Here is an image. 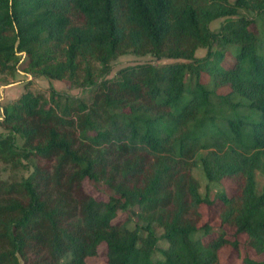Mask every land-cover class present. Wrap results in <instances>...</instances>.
<instances>
[{"label":"trees","instance_id":"obj_1","mask_svg":"<svg viewBox=\"0 0 264 264\" xmlns=\"http://www.w3.org/2000/svg\"><path fill=\"white\" fill-rule=\"evenodd\" d=\"M243 11L264 26V0H0V72L24 57L89 92L25 91L1 108L0 264H85L101 244L106 264H218L238 242L196 222L224 179L237 194L217 193L221 223L264 253V31ZM126 53L170 63L110 78ZM85 179L113 194L94 199Z\"/></svg>","mask_w":264,"mask_h":264},{"label":"rangeland","instance_id":"obj_2","mask_svg":"<svg viewBox=\"0 0 264 264\" xmlns=\"http://www.w3.org/2000/svg\"><path fill=\"white\" fill-rule=\"evenodd\" d=\"M243 15L255 18L257 20V25L254 26V32L259 35L264 31V26L261 23V20H258L255 15L242 12ZM224 22V19L216 20L210 24V29L212 31L217 30L219 26ZM206 54L205 49H198L195 52V56L198 58L204 57ZM151 62L155 65L167 64L170 61H156L150 55L145 56H137L132 53H126L125 55H121L117 57L114 61L111 62V74L110 78L113 77L116 72L124 67L133 66L139 63ZM231 62L230 55L226 56V60L224 64H228ZM28 61L26 58H21L19 63L16 65L15 70L13 71H4L0 72V122L2 121L1 108L7 105L8 103L15 102L23 92L27 91L33 94H43L46 97L49 95L50 88L54 90L64 93L79 99L88 100L89 92L88 90H82L81 88H77L73 86L67 80H49L44 77L38 76L36 73L28 71L27 68ZM203 81L206 82L207 78L203 77ZM23 87V91L20 92ZM22 85V86H21ZM24 87H27L24 89ZM5 90H7V95L5 94ZM229 91L228 88H220L217 89L218 94H226ZM2 95V96H1ZM1 131V127H0ZM3 169V167H1ZM27 172L20 171L18 175H26ZM192 175L199 182V191L204 196L206 193V182L203 180L201 172L199 169L195 168L192 171ZM10 176L8 170L1 171V177L3 179H7ZM257 186L260 188L262 183L264 182L263 176L261 174H257L256 176ZM82 189L87 194L99 201H106L113 193L112 191L102 182V181H91L85 179L82 182ZM220 191L224 192L227 197H234L237 194V187L234 181L229 179H224L218 185H211L209 191L207 192L209 198L214 200L211 206L201 205L198 208L199 217L197 218V227H201L205 224L209 225L215 230L223 231L225 237L230 240H236L238 242L237 249H234L230 246L223 247L218 253V264H244V260L251 258L258 261L264 260V253L260 256L255 255L252 251H250L246 245L247 237L245 235H236L235 229L226 224H222L219 219V214L221 210V202L219 200H215L217 193ZM127 212H118L116 219L114 222L123 221ZM218 235L217 233H213L210 237H215ZM208 238H204L203 241H207ZM159 247H164L162 242L159 243ZM106 246L105 244H101L97 248V255L93 258H87L85 260V264H106Z\"/></svg>","mask_w":264,"mask_h":264},{"label":"crops","instance_id":"obj_3","mask_svg":"<svg viewBox=\"0 0 264 264\" xmlns=\"http://www.w3.org/2000/svg\"><path fill=\"white\" fill-rule=\"evenodd\" d=\"M22 86V85H21ZM19 88H21V90H20V92H22L23 91V87H20V85H19ZM4 95H7V90H5V94ZM2 96V95H1Z\"/></svg>","mask_w":264,"mask_h":264}]
</instances>
